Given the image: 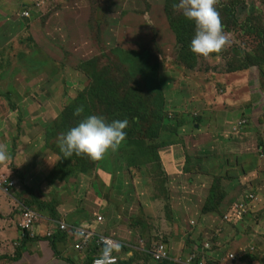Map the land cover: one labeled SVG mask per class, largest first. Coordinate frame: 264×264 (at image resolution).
Masks as SVG:
<instances>
[{
	"label": "rangeland",
	"instance_id": "374dc122",
	"mask_svg": "<svg viewBox=\"0 0 264 264\" xmlns=\"http://www.w3.org/2000/svg\"><path fill=\"white\" fill-rule=\"evenodd\" d=\"M180 2L0 0V127L15 128L19 137L24 127L34 128L29 131L30 140L25 137L31 145L20 165L14 164L15 156L10 161L17 186L11 194L19 202L16 214L19 217L21 209L28 208L42 219L83 226L123 242L134 244L143 236L148 243L163 241L168 247L182 243L190 249L197 243L198 216L211 192L224 217L231 216L230 204L252 192L256 195L253 211L234 230H229L223 217L205 232L208 237L217 230L223 232L214 241L219 245L217 252L224 257L232 252L233 264H264V75L260 71L264 62L242 73L235 71L232 74L237 75L226 80L230 87L249 84L242 92L247 97L258 95L253 109L250 105L230 109L211 91L208 99L196 96L204 89L203 82L213 83L221 92L222 83L214 76L230 73L236 59L264 61V0H216L214 7L231 43L207 58L192 53L176 38L173 24L179 28L188 21ZM189 22L185 24L188 32L179 34L188 45L195 31ZM92 62L95 69L110 67L111 73L104 77L111 82L109 91L91 76ZM125 76L135 84L138 78L143 81V95L152 93L154 116L143 127L152 126L156 137L125 139L115 152L99 160L75 154L65 158L58 138L85 117L119 120L118 103L130 90L121 83ZM194 89L200 91L195 94ZM156 91L159 99L154 98ZM218 103L212 114L203 110ZM77 108H83L79 115L74 114ZM243 117L247 123L237 131L232 122ZM214 128L221 138L216 130L205 132ZM195 131H200L197 141L208 142L206 149L220 147L225 155L215 158L221 151H204L192 158L189 150L194 144L187 143V136ZM11 137L7 134L4 139ZM179 150L185 156L182 173L170 176L160 152L174 157ZM199 161L206 163L205 172L197 170ZM193 169L202 176L189 179ZM98 215L103 216L102 222H97ZM18 223L15 228L21 238ZM46 226L41 220L34 241H48V236H42ZM71 245L65 240L61 253H71ZM31 249L38 250L36 245ZM137 252L121 262L127 263ZM249 253L252 260L245 258ZM97 254L98 249L84 252L80 264ZM145 259L137 256L128 264H158Z\"/></svg>",
	"mask_w": 264,
	"mask_h": 264
},
{
	"label": "crops",
	"instance_id": "0c3cea01",
	"mask_svg": "<svg viewBox=\"0 0 264 264\" xmlns=\"http://www.w3.org/2000/svg\"><path fill=\"white\" fill-rule=\"evenodd\" d=\"M237 73H240V72H237ZM231 75H237V74H232V73L215 74L214 77H219V80L222 83L221 92H217V89L215 88L213 83L203 82L204 86H205L204 89H203V87L201 88V91L194 89L195 94L198 91H200L196 94V96L201 95L202 97L208 99L209 91H211V92H213L212 94L214 97L219 96L218 97L219 99L224 100V103H222V104L230 106V109L231 108H238V107H241L244 105H246V106L250 105V107L252 105H254L255 104L254 99L257 98L258 95L252 96V97L251 96L247 97V96H245V94H243L242 89L247 88L249 86V84H247V83L242 84L243 82H241L240 84H237V85L242 84L241 86L230 87L231 86L230 82H227L226 80ZM205 89H207V92L205 91ZM214 91H216V94L214 93ZM237 91H240L238 94L239 96L237 98H233V96H232L233 93H235ZM233 100H235L233 103H228V101H233ZM220 105L221 104L218 103L214 106H211L208 108L206 107L203 110L206 111L207 114H212V113L216 112V110H214V109H216V107H218ZM251 109H253V107H251ZM1 112H3V110H1ZM5 113H8V112H5ZM17 113H18V110L13 111V114H17ZM241 119H243V118L238 119L236 122H232V125L235 126L236 123L238 121H240ZM0 125H2V123ZM198 128H200L199 125H198ZM32 129H34V128H31L30 126L24 127L22 130L23 132H22L21 136L19 137V134L15 128L3 130V127H0V130H2V134H3V135L0 134V147H3L7 152L6 158L0 159V177L1 176H10L12 179L14 178V171L11 168V162H10L11 158H13V156H15L14 164L20 165V163H19L20 159L24 155L27 154L28 147H29V145H31V144H29L30 142H27L25 140V137H27L30 140L29 131H31ZM214 130H216L217 135L219 136V138H221L220 134H222V133L219 132L217 130V128L205 129V132L211 133ZM198 132H200V131H195V133L193 135L187 136V140H188L187 143L189 145H190V143L194 144V147H191L189 150V153H191L190 156L192 158H197L198 157L197 155H199L201 153H206V152L210 153V151H221V152H216V154L214 155L215 158H217L221 155H225L226 152L220 147L217 149H214V150L206 149L205 146L208 145L207 144L208 142H205L204 139L198 140V141L196 140V138L198 136ZM7 134L12 136L10 140L4 139V137ZM14 137H17V139ZM220 143L221 142H218L219 145H220ZM4 144H6V145H4ZM222 144H223V142H222ZM235 145H237L236 142L233 143V146H235ZM204 151H206V152H204ZM160 155H161V161L163 162V165H164V169L168 175L174 176V175H179L180 173H182L180 171V168L182 166L181 164L185 161V156L181 150H179L177 152V154H175L174 157L172 155L166 153L165 151L160 152ZM42 160H44V159H42ZM199 162H200V164L197 163V170L205 172L206 171L205 169H207L206 163L201 162V161H199ZM30 163H32V162H30ZM31 165L34 166L33 163ZM18 170H20V166H18ZM191 171H192V173L190 174L191 176L189 179L198 178V177L202 176V174L199 173V171L195 172L194 169ZM16 189H17V186L14 190V193H15ZM240 198H238L236 201H239ZM18 204H19L18 199H16L15 196L13 197L12 195L11 196L5 195L0 190V264H30V262H32V261H35V263L38 262L40 264H42V263H44V264H80L81 260H84V256L82 257V254H78L74 248L76 235H73L70 232H65V233H62L61 235L55 234V236L52 239H48V241L47 240L44 241L41 239L34 241V238H33L34 235L32 237H30L31 239H33L32 241H22V231L19 229L21 231V238H20L19 232L15 228V226H17L18 220H20V215L18 217L16 214V212L18 210ZM234 204H235L234 202L232 204H230L231 209H232ZM254 206L255 205L251 203L250 208L248 209L247 213L253 211ZM229 207H227V209ZM201 208H202V210L200 209L201 216H198L199 228L197 231V236H198V234H199V236L197 239V243L195 245L193 244L190 249H188L185 245L183 246L182 243L172 244V247H168L169 251L171 252L172 257L173 258H185L190 253L194 252V250L196 248L200 249L203 247V245L205 243L209 242L211 244V250L206 251L205 255L208 257L211 264H231L233 261H231L229 259L228 254H231L232 252L225 253V257H224L222 254L217 252V248H219V245H218V243L214 242L215 238L221 237V234H223V232L221 230H217L216 232L212 233L211 236H209V237H208V234H206V232H205L206 228H208V226H212V222H216V220H218V223L222 222L221 221L222 216L218 215L219 214L218 212L206 213L203 211V207H201ZM223 212H224V210H223ZM247 213H245L244 215H246ZM98 216H102V215H98ZM242 218L243 217H241L239 219L231 220V221H226L227 226L229 225V230L230 231L234 230L236 223H238ZM40 219L44 220L45 222L48 223V226L44 227L42 230V233H43L42 236L44 237V236H46V233L50 229L53 228V223L50 219H45L44 217L42 219L41 216H40ZM61 222L65 223V221H61ZM192 224H194V223H192ZM38 225L35 228L37 231H39ZM72 225H74V224H72ZM81 225H84V224H81ZM225 229L226 228H224V230ZM201 236L203 237L202 239L200 238ZM44 238H46V237H44ZM138 239H140V238L138 237L135 241H137ZM65 240L72 242L71 246L73 247L74 250L69 254L65 253L66 255L65 254L63 255V253H61V252H63L62 249L64 247ZM128 243H131V242H128ZM19 245H20V247H19ZM34 245H36V248L39 250V251L37 250L35 253H33L32 249H31V247H33ZM54 247L56 248V251H55ZM90 249H92V247ZM235 250L238 252L237 248H235ZM244 255H246V254H244ZM249 255H246L245 258L252 260L251 256L253 254L249 253ZM31 256H33L34 259H31L30 258ZM35 263L33 262V264H35ZM234 264H240V263L236 262Z\"/></svg>",
	"mask_w": 264,
	"mask_h": 264
},
{
	"label": "clouds",
	"instance_id": "9594fccd",
	"mask_svg": "<svg viewBox=\"0 0 264 264\" xmlns=\"http://www.w3.org/2000/svg\"><path fill=\"white\" fill-rule=\"evenodd\" d=\"M215 3L216 0H181L179 4L184 18L191 21L195 26L194 34L190 40V51L205 58L209 57L210 54L219 53L226 45L231 43L229 37L223 31L219 13L214 7ZM82 111L83 108H77L74 114L79 115ZM238 122L234 126L237 127V131L242 126H238ZM127 126V119L108 122L103 116L89 115L58 138L59 151L65 158L72 157L75 154L76 156H86L91 160H99L107 152H115L119 148L126 138L127 133L124 130ZM6 156V150L0 147V159H4ZM40 222L41 219H39L37 225ZM52 223V229H55L56 223ZM38 232L35 229V234H38ZM58 233L65 232H56L55 234ZM94 246L96 245L92 244L89 249Z\"/></svg>",
	"mask_w": 264,
	"mask_h": 264
},
{
	"label": "built area",
	"instance_id": "2783aa9c",
	"mask_svg": "<svg viewBox=\"0 0 264 264\" xmlns=\"http://www.w3.org/2000/svg\"><path fill=\"white\" fill-rule=\"evenodd\" d=\"M25 12V15H28ZM244 120L238 122V126L242 125ZM237 129V127H236ZM16 186V182L9 176L0 177V190L10 196L13 189ZM256 199L254 193L248 192L234 202L231 209V216L225 215L226 221L239 219L247 213L250 208V204ZM19 221V229L23 234H29L32 237L35 234L36 225L40 219L39 215L28 208L21 209ZM103 216H98L97 222H102ZM56 232H70L76 235L74 248L78 253H84L92 244L98 247L99 254L93 257L91 264H118L121 260H126L133 255V251H141L150 256V259L154 263H161L164 261H173L178 264H211L208 257L205 255L206 251L211 250V244L205 243L202 248H196L194 252L190 253L185 258H173L171 252L166 243L153 242L148 243L145 239H138L135 243L123 242L113 237L97 233L95 230L88 229L83 226L69 227L64 222L56 223L55 229L47 232L48 237H53ZM126 252L125 257L122 258V254ZM229 259L234 260V255H230Z\"/></svg>",
	"mask_w": 264,
	"mask_h": 264
},
{
	"label": "trees",
	"instance_id": "16d2710c",
	"mask_svg": "<svg viewBox=\"0 0 264 264\" xmlns=\"http://www.w3.org/2000/svg\"><path fill=\"white\" fill-rule=\"evenodd\" d=\"M26 11H28V10H26ZM180 24H183V25H180L179 28L175 24H173L174 28H175L174 31L176 34V38H177L178 42H180L182 45L186 46V49H188L189 45L185 43L184 36L179 35V34L188 32V30L185 28V26L189 25L190 22L189 21H184V22L182 21V23H180ZM179 29H180V31H179ZM191 32H193V30H191ZM190 36H191V33L189 34L188 37H190ZM263 62L264 61L260 60L257 57L253 58V59H250L248 57L238 58V59H236V64H232L229 67V72L233 73L236 71V72L242 73L243 71H246V69H249L250 67L257 65V64H262ZM90 65H92L93 69H94L91 72V76L97 79L100 87L106 86L107 91H109V87H110L111 82L108 83V81L104 77H106L109 72L111 73L110 67H107L106 69L98 67L97 69H95L93 62L90 63ZM260 71H261L262 75H264V67L263 66H261ZM134 81L135 80H133V83H132V81L127 80L126 76L121 80L123 87L129 86V88H130V90H127V96L124 98H121V101L118 103V105L120 107V113H121L119 120H123L125 118L129 121L128 122L129 127L124 130L127 133L125 139L134 140V139L155 138L156 136L153 133V127L152 126H149L148 128L143 127V125H147V123H148V121L152 115L150 107L154 106L155 102H154V99L150 98V97L151 96L153 97V95H152V93H149V94L146 93L143 95V93H145L144 92V83L140 78H138V80H136V81H138V84H135L136 82H134ZM98 93L99 94L102 93V88H100L98 90ZM155 94L156 95H154V98L159 99L160 92L156 91ZM109 95H111V93H109ZM124 108H127V109H124ZM152 116H154V115H152ZM155 118H157V116ZM243 120H244V123L242 125L247 123V118L243 117ZM218 205H219V202L216 200L215 193L211 192L208 199L206 200V202L204 204L203 211L206 213H209V212L220 213L221 211L219 210ZM220 216H222V218H223L224 214H222V212H221ZM61 234L62 233H58L57 235H61ZM139 238L144 239L145 237L141 236ZM50 239H52V238H50ZM32 240L33 239H31L29 237L28 233H26L24 235V238L22 239V241H32ZM153 242H155V241H152L151 243H153ZM156 242H160V241H156ZM54 249L56 251L55 247H54ZM92 249H98V247L94 246V247H92ZM137 256H144L146 258L145 259L146 261H148V260L151 261L150 256L147 255L146 253L141 252V251H138L137 253L134 254V257H137ZM134 257L131 258L129 261L133 260ZM92 258L93 257H91V259L89 260V262L87 264H91ZM121 261L118 264H128V262H129V261L128 262L126 261L127 263H122L124 261H122V262ZM158 264H178V263H175L173 261H164V262H161Z\"/></svg>",
	"mask_w": 264,
	"mask_h": 264
}]
</instances>
